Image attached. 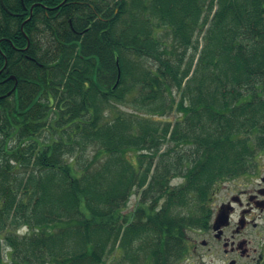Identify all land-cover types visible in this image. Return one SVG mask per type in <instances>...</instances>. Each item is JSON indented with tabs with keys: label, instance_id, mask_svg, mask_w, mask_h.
<instances>
[{
	"label": "trees",
	"instance_id": "obj_1",
	"mask_svg": "<svg viewBox=\"0 0 264 264\" xmlns=\"http://www.w3.org/2000/svg\"><path fill=\"white\" fill-rule=\"evenodd\" d=\"M0 71V264H179L258 171L264 0H0Z\"/></svg>",
	"mask_w": 264,
	"mask_h": 264
},
{
	"label": "flooded vegetation",
	"instance_id": "obj_2",
	"mask_svg": "<svg viewBox=\"0 0 264 264\" xmlns=\"http://www.w3.org/2000/svg\"><path fill=\"white\" fill-rule=\"evenodd\" d=\"M264 183V178H261ZM245 190L214 209L209 228L190 241V254H207L224 264H264V185ZM205 239L200 240V236ZM200 243V244H199Z\"/></svg>",
	"mask_w": 264,
	"mask_h": 264
},
{
	"label": "rangeland",
	"instance_id": "obj_3",
	"mask_svg": "<svg viewBox=\"0 0 264 264\" xmlns=\"http://www.w3.org/2000/svg\"><path fill=\"white\" fill-rule=\"evenodd\" d=\"M163 35V33H159V37H161ZM165 45L171 50L173 48V46L170 43V40H167L165 42ZM193 54V50H190L187 53V57H189L190 55ZM196 59H198V55L196 56ZM187 62V59L185 61V63ZM133 98V95H130L126 101L122 104H116L115 105V110L116 111H122V112H132L135 111V109L133 108L134 105L133 103L131 104V100ZM175 98L177 101H179L180 99V95L175 92ZM143 113V112H140ZM110 114V113H109ZM108 116V113H107ZM179 115L176 113H172L171 115L168 116L169 120L174 122L176 120V118ZM109 118H112V115H109ZM89 155H92V153L90 152V154L88 153V155H77V159L81 165L86 163L87 158L89 157ZM134 157H132L131 159H133ZM257 164H258V171L255 174L252 175H248V176H241L235 180H229L225 183H223L222 185H220L217 188V191L215 193V196L212 199V209L214 210L217 206H219L222 202L225 201H230V198L232 196L238 195L241 192L245 191V190H251L254 187H258L259 183L261 182V178H264V153L259 154V157L257 159ZM181 183V181L178 180H174L173 181V185L179 184ZM264 185V183H262ZM139 200V196L135 195L132 196V198L130 199V201L128 202L127 206L124 208L125 213H129L131 211H133V209L136 207L137 203ZM264 224V222H263ZM20 232H22L23 234L27 232L26 229H22ZM197 233H199V231H193L189 233V241H191L193 238L197 237ZM200 240L205 239V236L201 235ZM200 244V243H199ZM192 249L190 243H189V255L186 258V260H184L183 262L179 263V264H224L223 261H221L219 258L217 259L215 256L211 257L210 255L207 254L206 249L201 248V252L205 253V257L203 258L202 261H199L196 259L195 256L190 254V250ZM8 251L9 249L6 248V246L3 244L1 246V258L2 260L8 264ZM105 259V264H129L123 261L122 257L118 254L116 257L111 255H107L104 257ZM244 264H252L248 261H245Z\"/></svg>",
	"mask_w": 264,
	"mask_h": 264
},
{
	"label": "water",
	"instance_id": "obj_4",
	"mask_svg": "<svg viewBox=\"0 0 264 264\" xmlns=\"http://www.w3.org/2000/svg\"><path fill=\"white\" fill-rule=\"evenodd\" d=\"M32 12H33V7H32V9H31V16H30V18H29L28 20H30V19L32 18ZM120 76H121V73H120V71H119V78H118V82H117V84L119 83ZM10 79L14 80L15 77H14V76H11V77H9V79H7V80H10ZM13 90H14V89H13ZM9 94H10V93H9Z\"/></svg>",
	"mask_w": 264,
	"mask_h": 264
}]
</instances>
